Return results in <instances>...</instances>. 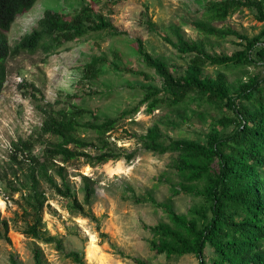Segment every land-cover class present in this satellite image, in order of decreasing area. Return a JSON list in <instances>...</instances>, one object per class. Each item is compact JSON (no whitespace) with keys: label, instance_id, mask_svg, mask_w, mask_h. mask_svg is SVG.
<instances>
[{"label":"rangeland","instance_id":"374dc122","mask_svg":"<svg viewBox=\"0 0 264 264\" xmlns=\"http://www.w3.org/2000/svg\"><path fill=\"white\" fill-rule=\"evenodd\" d=\"M84 1L38 0L12 25L8 33L10 45L14 47L36 29L46 9L68 11ZM207 2L98 1L93 3V8L97 13H103L119 34L93 33L66 43L53 55L38 50L8 58L6 81L0 94V264H13V261L35 264L36 248L41 250L44 264H78L68 256L70 252L82 254L87 264H138L133 258H139L145 264H200L195 254L169 258L152 248L150 227L170 222L162 205L190 221H199L194 210L206 207V202L200 195L182 191L187 183L175 168L184 161L182 154L150 151L140 136L156 128L164 144H207L216 133H231L235 124L229 121L226 109L202 102L189 101L179 107L164 105L153 112L147 111L146 104L138 111L135 109L143 98L145 85L162 82L156 70L149 67L139 53V43L145 54L165 63L175 76L196 75L211 82L222 78L233 94L250 78H264V63L256 50L251 54L257 64L242 67L206 65L200 69L191 62L195 54L180 52L178 47L184 42H199L204 52L212 56L231 55L244 49V41L235 35H206L196 27L199 23L217 31L234 30L249 37L264 30V22L257 19L256 9L243 8L225 20H210L206 15ZM93 57L106 58L111 69L94 80H85V65ZM113 64L128 70L116 71L112 69ZM34 87L39 92H35ZM47 102L57 109L77 104L102 120L120 118L123 112L127 113L111 133V140L122 148L121 159L95 166L77 160L69 165L72 198L77 197L83 204L85 182L88 181L94 190L90 207L100 220V228L97 222L72 210L70 197L59 195L46 183L42 184L47 198L44 225L48 234L55 237L54 243H45L22 233L30 219L22 211L20 193H13L10 188V184L20 188L13 175L17 168L12 158L14 144L33 135L37 138L44 120L39 106ZM242 103L254 107L250 101ZM43 147V143L37 141L34 153L41 154ZM132 153L135 156L128 161L125 156ZM192 186L202 189L205 182ZM4 221L10 226V242L5 239ZM101 233H105V237ZM59 240L62 247L57 245ZM92 241L97 246L96 255L90 250ZM262 250L264 252V247ZM213 253L212 247L208 246L206 258L209 264H212Z\"/></svg>","mask_w":264,"mask_h":264},{"label":"trees","instance_id":"16d2710c","mask_svg":"<svg viewBox=\"0 0 264 264\" xmlns=\"http://www.w3.org/2000/svg\"><path fill=\"white\" fill-rule=\"evenodd\" d=\"M37 1L0 0V94L6 81L9 57L38 50L53 55L66 43L93 33L105 31L119 34L106 16L93 8V3L104 0H85L80 6L68 11L46 9L38 27L12 47L8 37L12 25L20 15L31 10ZM243 8L256 9L257 19L264 22V0H208L206 15L210 20H225L234 11ZM149 25L156 29L154 23L149 21ZM196 27L206 35H235L244 41V49L231 55L214 56L206 54L199 42H184L178 47L180 52L195 54L191 62L198 69L206 65L242 67L257 64L251 54L255 50L264 63V30L249 37L234 30L217 31L202 23ZM137 48L162 82L160 85H145L143 98L135 111L144 104L148 112H153L164 105L179 107L189 101L202 102L226 109L229 121L235 124L231 133H216L207 144H164L156 128L140 136L150 151L182 154L184 161L175 165L187 183L182 191L200 195L206 202V207L194 210L199 221H190L162 205L170 222H160L150 227L153 233L150 241L152 248L169 258L195 254L200 264H209L206 249L211 246L214 252L212 264H264V78H250L233 94L222 78L211 82L196 75L177 77L165 63L145 54L140 43ZM109 63L106 58L93 57L85 65V80H94L106 73L111 69ZM112 69L128 70L117 64H113ZM34 89L39 92L36 87ZM244 101L252 102L254 107L243 104ZM39 107L44 120L37 138L34 139L33 135L14 144L12 158L17 168L13 175L20 188L12 184L10 188L13 193H20L22 211L30 219L22 233L45 243H54L55 237L48 234L44 225L47 198L42 184L46 183L59 195L70 197L72 210L97 222L100 228V220L90 207L94 190L89 182H85L83 204L77 197L72 198L69 165L77 160L95 166L121 159L124 155L122 148L111 140V133L127 113L123 112L120 118L102 120L91 110L77 104L57 109L47 102ZM39 138L41 140H37ZM37 141L44 145L41 154H35L33 150ZM134 156L132 153L125 157L130 161ZM84 179L88 180V177L84 176ZM201 181L205 182L202 189L193 188L192 184ZM4 230L5 239L10 242L7 221H4ZM100 235L105 237L106 234ZM57 245L62 247V241H57ZM68 256L78 264H87L79 252H70ZM133 259L138 264H145L139 258ZM34 260L35 264H44L42 252L38 248L34 250ZM13 264L17 262L13 261Z\"/></svg>","mask_w":264,"mask_h":264},{"label":"bare ground","instance_id":"6f19581e","mask_svg":"<svg viewBox=\"0 0 264 264\" xmlns=\"http://www.w3.org/2000/svg\"><path fill=\"white\" fill-rule=\"evenodd\" d=\"M91 253L92 254H94V255H96V253H97V246H96V244H95V242L94 241H92V243H91Z\"/></svg>","mask_w":264,"mask_h":264}]
</instances>
